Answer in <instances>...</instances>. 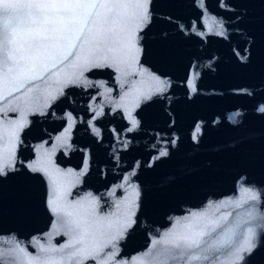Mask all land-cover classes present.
<instances>
[{"label": "water", "instance_id": "water-1", "mask_svg": "<svg viewBox=\"0 0 264 264\" xmlns=\"http://www.w3.org/2000/svg\"><path fill=\"white\" fill-rule=\"evenodd\" d=\"M150 7L135 60L54 83L73 71L70 56L53 69L64 70L59 77L35 82L55 97L46 106L25 110L14 98L23 89L0 99V132L24 121L15 170L0 176V264L59 257L41 247L64 248L75 235L48 207V176L27 167L37 159L75 216L98 228L129 215L134 221L103 258L81 264L151 260L145 254L155 252L154 242L193 222L192 213L240 225L234 244L256 227L259 250L247 264H264V0H153ZM249 49L244 63L240 54ZM153 75L167 81L163 92L153 91ZM218 255L216 264H234L227 249Z\"/></svg>", "mask_w": 264, "mask_h": 264}, {"label": "snow or ice", "instance_id": "snow-or-ice-1", "mask_svg": "<svg viewBox=\"0 0 264 264\" xmlns=\"http://www.w3.org/2000/svg\"><path fill=\"white\" fill-rule=\"evenodd\" d=\"M153 0H0V84L5 94L2 100L14 93L25 110L37 111L46 106L48 99H54L52 92L39 90L36 81L52 80L59 77L63 69L53 72L59 65L73 60L70 73L63 79L57 78L56 84H71L79 80L86 70L102 67H119L129 59L135 60L141 51L138 46L139 33L151 23V4ZM75 53V54H74ZM248 56L240 54L242 62H249ZM154 92H163L167 81L151 76ZM11 85V87H9ZM31 85V87H27ZM59 91V89H57ZM192 91L196 88L193 85ZM35 93V94H33ZM150 98V94L145 96ZM259 111L264 112V108ZM131 119V117H130ZM138 121L132 119V128ZM24 121L14 122L0 132V176L15 170L16 149L19 131ZM199 131V128L196 129ZM161 152L160 155H166ZM32 172H42L51 181V194L48 199L50 211L58 216L61 227L73 236L64 248L41 247L42 253H63L59 257L51 255L29 259V264H81L86 258H103L104 249L114 245L116 240L130 228L134 221L126 216L122 222H109L103 228L95 226L94 221L75 216L61 203L57 178L48 170L42 159L27 164ZM252 200L257 199L255 195ZM193 222L183 225L180 230L165 233L164 237L153 244L146 256L151 260H141L138 264H153L164 258L192 264L193 261H207L216 264L222 250L234 258V264L250 262L259 250L256 227H248L237 243H233L236 229L240 225L227 228L219 221H203L197 213L191 214ZM185 219H188L187 217ZM226 222V218H225ZM250 224V221H244ZM217 229H222L217 232ZM215 233V235H213ZM156 245L161 247L156 248ZM68 249V251H65ZM111 255L108 259H111ZM106 264V261L104 262Z\"/></svg>", "mask_w": 264, "mask_h": 264}]
</instances>
